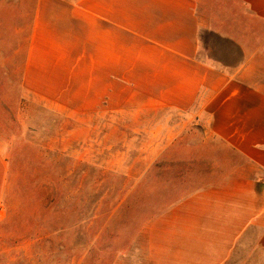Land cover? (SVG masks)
Here are the masks:
<instances>
[{"label":"crops","instance_id":"crops-1","mask_svg":"<svg viewBox=\"0 0 264 264\" xmlns=\"http://www.w3.org/2000/svg\"><path fill=\"white\" fill-rule=\"evenodd\" d=\"M22 53L58 112H185V193L108 264H264V0H35Z\"/></svg>","mask_w":264,"mask_h":264},{"label":"rangeland","instance_id":"rangeland-1","mask_svg":"<svg viewBox=\"0 0 264 264\" xmlns=\"http://www.w3.org/2000/svg\"><path fill=\"white\" fill-rule=\"evenodd\" d=\"M34 7L0 0V140L9 161L0 264H108L146 218L185 193V112L131 104L91 112L79 94L85 110L66 113L25 93L22 44Z\"/></svg>","mask_w":264,"mask_h":264}]
</instances>
